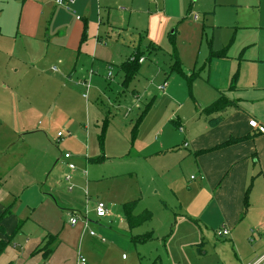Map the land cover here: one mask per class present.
Masks as SVG:
<instances>
[{"label": "crops", "instance_id": "crops-1", "mask_svg": "<svg viewBox=\"0 0 264 264\" xmlns=\"http://www.w3.org/2000/svg\"><path fill=\"white\" fill-rule=\"evenodd\" d=\"M248 1L239 2L245 11L236 13L237 19L230 14L226 26L234 30L220 39L222 44L223 26L211 20L203 24L209 53L201 67H191L184 64L183 48L173 49L175 40L165 31L185 14L184 0H74L67 7L56 0H0V241L9 242L0 264H77L80 256L98 264L96 252L112 247L106 238L115 245L113 229L133 233L126 205L135 206L132 217L149 213L147 206L142 213L136 209L145 198L141 178L151 179V170L175 192L182 206L176 218L200 230L213 229L216 241L229 239L225 247L235 264H264V134L249 125L252 120L264 125V37L259 32L264 27L247 24L255 9L264 14V0L252 9ZM122 4L129 6L117 8ZM154 5L162 10L156 13L163 16L160 28L152 24ZM207 28L211 33H205ZM164 42L175 50L168 52L172 74L182 76L176 54L186 82L198 72L191 86L194 101L181 100L176 92L182 81L159 71L158 87L165 82L168 87L161 101L149 100L147 108L151 113L162 108L155 133L161 139L153 150L149 140H141L134 156L126 135L136 125L122 123L109 111L120 99L113 104L101 98L115 87L128 88L146 54L158 55ZM222 50L226 56L219 57ZM137 53L145 61L127 82L123 64ZM108 66L120 72L114 86L107 79ZM86 80L91 87L83 86ZM223 94L233 105L224 113H206ZM133 103L141 110L140 97L126 105ZM231 139L238 142L219 148ZM67 153L70 160L64 158ZM128 155L133 158H118ZM71 162L76 170L69 191L64 176ZM122 174L137 176L136 190L120 188ZM103 202L109 215L100 219L96 205ZM222 229L229 230L228 237H218Z\"/></svg>", "mask_w": 264, "mask_h": 264}, {"label": "rangeland", "instance_id": "rangeland-1", "mask_svg": "<svg viewBox=\"0 0 264 264\" xmlns=\"http://www.w3.org/2000/svg\"><path fill=\"white\" fill-rule=\"evenodd\" d=\"M153 1L154 3H157L158 0ZM240 1L241 0H184L183 3L185 4L186 11L183 17L176 22L175 26L171 28L167 26V28H165L167 37L171 36L173 40H175V44H171L173 45V49L177 48V50L180 51L179 47H181V49L183 48V59L185 60L184 64L187 63L186 65L191 67L195 65H199L201 67L204 64V61L208 56L209 49L207 48L206 42L207 35L204 39H202L201 32L203 24H208L211 20L218 22L220 26H223L221 29V33L223 34L218 39L220 43V39L225 37L227 38V34L234 30L233 28L229 29L226 26L230 21V14H232L233 18L237 19L235 14L245 11V9L240 7ZM215 2H219L220 4L216 6ZM257 3V0H249L246 5L248 4L251 6L250 9H252L257 5ZM128 6L129 5L122 4L117 8ZM155 10V15L156 13L158 14L162 12L160 7L158 9L157 6H155ZM192 13L198 14L200 19L202 16L205 20L203 21L201 19L200 22H195L191 19ZM260 13L263 15L262 22L260 19L261 17L259 16ZM227 15H229L228 21L225 19ZM252 17V20L247 23L248 25H262V27H264V14L262 11L255 9ZM141 19L145 21L146 24L150 23L148 17L145 15ZM162 21L163 16L156 15L155 18L152 19V24L153 26H158L160 28ZM207 29H205V33H211L210 28ZM259 32H262V36L264 37V28H260ZM162 41H164V39ZM200 44H203L202 47L199 48L202 50H197V47H199ZM171 45L164 42L163 47L161 46L163 50L158 55L147 53V61L143 67L141 66L142 69L140 71V75L136 77L128 88H123V86L115 87L113 91L108 90V92L103 94V97L101 98L102 100H109V98H111L113 104L116 100L120 99V103L117 101V103L115 102L116 106H108L109 111L112 112L114 116H117V119L121 120L122 123H126L127 125H136L135 130L126 135L127 142L132 145L131 150L134 151V156H136L134 148H137L134 147V145H140L139 143L141 140H143V142H147L149 140L148 149L153 150L155 148L154 146L158 145L159 139H161L160 136L155 135V133L157 127L161 123L159 111L162 110V108L158 106L155 113H151V108L149 109V112L147 108L149 100L155 98L158 102L161 101L159 98L163 92L159 91L160 88L158 86L161 84L163 78L161 81L156 78L159 71L165 69L166 72H163V75L170 74L172 76H169V79H172L171 77H173L178 81H182L181 90L177 89L176 92V95L182 97L181 100H189L191 103L194 101V87L191 88L189 83L186 82L182 76L178 74L176 75V73L172 74V70L168 69L169 65H171V54H169V57L168 52L171 51L172 55H174L175 51L172 50ZM197 58L198 62L195 63ZM148 66H150L149 70L146 68ZM143 68L146 70L145 74L143 73ZM119 75V69L115 67L113 77L111 80H108L111 82L108 83L111 86H114L116 84L115 82L119 81ZM202 84L204 85L206 83L203 82ZM135 96L140 97L141 105L139 106H141V110L135 108L134 103L131 104V106L126 105V103L131 102ZM167 103L169 104V102ZM147 111L148 114L145 115V112L147 113ZM143 113L144 121L142 120L143 122L140 121L138 123L137 121ZM126 114H129L128 117H126ZM164 119L165 115L163 117V120ZM107 120H109V116L104 118L102 124H104ZM177 120V117L174 120H170V124L171 122ZM173 128L177 132L179 131V128ZM142 130L143 133L141 135ZM154 138L156 139V142H154ZM102 149H105L104 144L102 145ZM181 149L182 148H179L180 152H183ZM179 150L175 151L178 152ZM69 155L71 156V154ZM118 158H121L119 159L121 161H128L129 158L133 157L128 155L126 157ZM147 174L152 180L148 179L146 175L141 178V182L143 183V185L141 184V188L144 190L145 198L139 203L136 212L142 213L147 206L149 213H152V217H150L149 220L142 222L139 226L135 225L132 229L133 233L130 235L125 232L121 234L122 231L113 229V231L118 234V236L114 235L116 238L115 245H112L111 238H106L108 242L107 244L112 247L109 250H98L96 252L98 264H235L233 260L234 254L230 249L225 247L228 245L229 239L221 238L216 241V234H214L213 229L206 231L202 228V230H200L195 223H191L188 219L184 218L180 220L179 218H176L181 213L182 206L177 197L174 196L175 192L169 189L165 180H162V177H157L153 170L149 171ZM192 175L193 174L190 173L189 177ZM136 177L137 176L134 174L133 176L122 174V176L118 179L120 188H131L136 190V181L133 180V178L136 179ZM155 181L157 185H155ZM158 190L160 193H158ZM132 193L134 194L135 191ZM94 200H97L95 195ZM202 232L206 238L203 236L201 237ZM129 238L132 240L133 238L138 239L132 243L129 241ZM209 238H211V240H208ZM202 242L205 243L204 246L199 247V244ZM205 251L206 254H204ZM123 255L129 259L123 260ZM219 258H222V262Z\"/></svg>", "mask_w": 264, "mask_h": 264}, {"label": "trees", "instance_id": "trees-1", "mask_svg": "<svg viewBox=\"0 0 264 264\" xmlns=\"http://www.w3.org/2000/svg\"><path fill=\"white\" fill-rule=\"evenodd\" d=\"M226 51L224 50V52H222V54L219 55V57L222 56H226ZM142 53H137L136 54V60L135 61H129L125 64H123L124 67L128 68L127 70V82L131 81L139 72L140 70V64L138 63V60L142 57ZM218 55V54H217ZM213 58V56H211ZM176 63L175 66L177 68V70L179 71V73L184 77L187 78V75L184 73V70L182 68V65L180 63L179 57L176 54ZM192 77L190 79H188L190 87L193 84V80L198 76V72L192 73L191 75ZM233 105V102H231L226 95H222V97L219 98V100H217L215 103L211 104L210 106H208V108H206L204 111L206 113H224L225 109L227 107H230ZM238 142L237 140L231 139L228 140L227 142H225V144H223L222 146H220L219 148H225V146H230L234 143ZM134 204H129L126 205L127 209V213H128V220L130 221V223L135 226V225H140L142 222L149 220L151 217V213H144L142 215H139L137 217H132L130 214H132L131 210H134ZM131 209V210H130ZM3 226L1 225L0 222V231L3 230ZM9 242H4V241H0V253L4 251V249L8 246Z\"/></svg>", "mask_w": 264, "mask_h": 264}, {"label": "built area", "instance_id": "built-area-1", "mask_svg": "<svg viewBox=\"0 0 264 264\" xmlns=\"http://www.w3.org/2000/svg\"><path fill=\"white\" fill-rule=\"evenodd\" d=\"M57 4L60 5V6H64V7H67L66 5L69 4V3H73L74 0H67V2L65 0H56ZM123 11H126V9L122 8ZM193 19L196 20V21H200V17L198 14H193ZM136 60V56H132L130 58V61H135ZM145 61L144 58H140L138 60V63L139 64H142L143 62ZM108 73H107V79L108 80H111V78L113 77V71H114V68L112 66H108ZM83 86H87L88 88L91 87V83H89L88 80L84 81L83 83ZM168 87V82H165L161 87H160V91L161 92H164L166 90V88ZM88 95L85 94L83 96V98L87 97ZM128 115V114H127ZM249 125H251V127L255 130L257 129L259 133L261 134H264V125H261L257 122V120H252L250 121ZM180 130L183 132L184 131V128L183 127H180ZM64 136L63 133H59V138ZM188 144H186L187 146ZM64 158L66 160H70L71 159V156L69 154H66L64 156ZM68 168H69V173L65 174V181L66 183L68 184V189L69 191H72L73 189V185H72V180H73V175H72V172L76 170V165L74 163H69L68 164ZM96 214H97V217L102 219L104 218L105 216L109 215V210H108V207L105 205V203H97L96 205ZM71 216V219H70V223H72V225H75L77 224V221H78V216L73 214V215H70ZM217 234H218V237H228L229 235V230L228 229H222V230H219L217 231ZM91 235H94V232H91ZM77 264H88L87 260L85 259V257L83 256H80L79 259H78V263Z\"/></svg>", "mask_w": 264, "mask_h": 264}]
</instances>
